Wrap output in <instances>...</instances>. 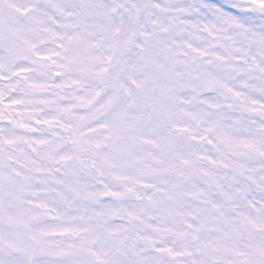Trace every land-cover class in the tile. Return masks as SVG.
<instances>
[{"label": "snow or ice", "instance_id": "6c2138e0", "mask_svg": "<svg viewBox=\"0 0 264 264\" xmlns=\"http://www.w3.org/2000/svg\"><path fill=\"white\" fill-rule=\"evenodd\" d=\"M0 264H264V0H0Z\"/></svg>", "mask_w": 264, "mask_h": 264}]
</instances>
